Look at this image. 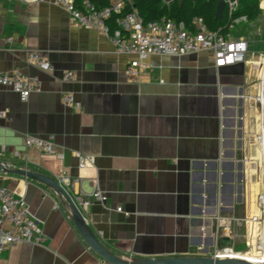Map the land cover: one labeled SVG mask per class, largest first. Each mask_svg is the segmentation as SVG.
<instances>
[{"label":"crops","instance_id":"1","mask_svg":"<svg viewBox=\"0 0 264 264\" xmlns=\"http://www.w3.org/2000/svg\"><path fill=\"white\" fill-rule=\"evenodd\" d=\"M122 2L133 4L111 0ZM177 2L182 0H163L168 7ZM35 50L45 53L54 73L29 63ZM136 58L119 53L107 35L83 27L62 6L0 0V71L21 68L43 81V90L28 99L0 84V110L9 115L0 119V150L6 147L0 160L60 181L118 256L208 255L229 240L218 235L219 219L245 217L254 207L237 216L244 201V162L238 158L244 125L233 110L252 94L257 62L251 55L247 63L217 68L208 52L150 55L147 68L130 75ZM66 71L76 79L64 81ZM65 93L82 109L66 105ZM27 134L53 135L64 157L27 147ZM76 151L94 162L81 168ZM97 183L107 203L85 206ZM0 186L26 200L45 237L43 244L6 247L0 264H108L51 188L5 172Z\"/></svg>","mask_w":264,"mask_h":264},{"label":"built area","instance_id":"2","mask_svg":"<svg viewBox=\"0 0 264 264\" xmlns=\"http://www.w3.org/2000/svg\"><path fill=\"white\" fill-rule=\"evenodd\" d=\"M15 1L29 4L53 3L62 6L83 27L103 32L116 46L119 53L137 55L138 58L131 61L129 65L128 73L130 75H138L145 70L147 68L145 60L150 55L186 56L208 52L214 57L217 68L250 61L249 42L244 38L235 39L232 34L237 24L247 21L245 16L236 19L234 17L239 0H226V11L230 22L232 21L229 26L230 30L226 33L211 30L203 17H195L190 26L182 21L178 22L167 18L145 22L136 10H130L123 14L118 20L119 29L111 31L108 19L115 13H122L127 6L125 2L113 3L103 9H96L92 3L86 1L85 8L79 9L75 4V0ZM8 40L11 41L12 38ZM28 61L48 73H54L55 71L54 65L42 51H30ZM75 79L76 73L74 71L64 72V81L71 82ZM0 84L9 87L23 99H28L32 94L43 90L41 78L28 75L21 68L11 72L0 71ZM261 96H264L262 91L259 99H262ZM63 102L68 106L75 107L77 110L82 109V103L72 93H65ZM3 118H9V115L6 111L0 110V119ZM25 145L48 154H56L60 158L64 157V154L55 148V137L53 135L40 137L27 134ZM5 151L6 147L2 146L0 154ZM76 156L80 159L81 168H85L89 163L94 162V157L84 155L80 151H76ZM107 199L105 191L97 183L91 193V200L84 199V205L87 206L93 202L105 205ZM260 203V209L257 200L256 206L254 205L255 208L245 217L230 218L223 216L219 219V222L223 223V230L218 232L219 237L233 238L248 228L249 238L245 240L248 249L239 250L236 246L221 248L217 244L215 250L209 253L211 256L247 259L256 264H264V192L260 196ZM118 210L122 211V207H119ZM24 242L34 244L45 242L40 222L31 214L23 197L5 186H0V254L8 246ZM250 252L254 253L256 257L247 258L241 255V253Z\"/></svg>","mask_w":264,"mask_h":264},{"label":"rangeland","instance_id":"3","mask_svg":"<svg viewBox=\"0 0 264 264\" xmlns=\"http://www.w3.org/2000/svg\"><path fill=\"white\" fill-rule=\"evenodd\" d=\"M262 3H264V0H261V6ZM232 34L235 39L244 38L249 42V57L254 56L257 62V70H254L256 82H252V94L249 95L248 99L246 98L244 107L237 110L238 124L242 120L244 125L242 127L244 131L243 150H240L238 154L239 160L244 162V178L242 181L244 201L240 203L237 211V216H242L247 212L248 205L250 209L252 203L256 206L257 200L258 207L261 208L260 196L264 192V160L262 159L264 112L262 113L259 104L264 72V13L257 21L240 22L235 26ZM248 235V228L244 229L233 238H225L229 239L228 242L223 240V245L219 247L236 246L239 250H245L247 248L245 240L249 238ZM244 243L245 246L242 245Z\"/></svg>","mask_w":264,"mask_h":264},{"label":"trees","instance_id":"4","mask_svg":"<svg viewBox=\"0 0 264 264\" xmlns=\"http://www.w3.org/2000/svg\"><path fill=\"white\" fill-rule=\"evenodd\" d=\"M89 1L96 9H103L110 6L111 0H75L79 9L85 8V2ZM219 0H182L181 3H175L172 7L163 4V0H133V4L127 2V6L122 13H115L108 23L111 31L119 29L118 20L130 10H136L145 22L161 20L163 18L184 22L186 25H192L195 17H203L209 28L220 33H226L230 30V19L227 11L222 20L217 19V7ZM264 13L261 6V0H239L235 11V19L245 16L248 22L257 21ZM245 246V244H242ZM238 247V246H237Z\"/></svg>","mask_w":264,"mask_h":264},{"label":"water","instance_id":"5","mask_svg":"<svg viewBox=\"0 0 264 264\" xmlns=\"http://www.w3.org/2000/svg\"><path fill=\"white\" fill-rule=\"evenodd\" d=\"M227 8L226 0H219L216 17L222 20ZM263 95H264V82H263ZM233 103H236L233 100ZM233 115H237V110H233ZM236 123V119H233V125ZM232 135L235 136V129L231 131ZM233 145L235 141L233 140ZM232 157L235 156V151L229 153ZM0 172L18 174L37 182L43 183L53 191H55L60 201L68 208L71 218L75 225L79 229L81 235L84 237L89 246L102 256L108 264H256L250 262L247 259L239 258H216L211 255L203 256H183V257H163V258H139V257H121L110 251L104 246L99 240L93 229L87 222L85 215L79 207L77 201L65 188V186L57 179L48 175L30 171L27 169H16L7 166L3 161L0 160Z\"/></svg>","mask_w":264,"mask_h":264},{"label":"bare ground","instance_id":"6","mask_svg":"<svg viewBox=\"0 0 264 264\" xmlns=\"http://www.w3.org/2000/svg\"><path fill=\"white\" fill-rule=\"evenodd\" d=\"M263 75H264V72H263ZM263 82H264V76H263V80H262V92H263ZM262 99H259L260 100V107H261V110H262V113L264 112V96H261ZM264 125V124H263ZM264 127V126H262ZM264 131V130H263ZM262 159L264 160V136L262 138ZM264 176V175H263ZM263 182V181H262ZM231 254H235L234 252H230ZM241 255H244L246 256L247 258H251V257H256L254 255V253L250 252V253H241Z\"/></svg>","mask_w":264,"mask_h":264}]
</instances>
